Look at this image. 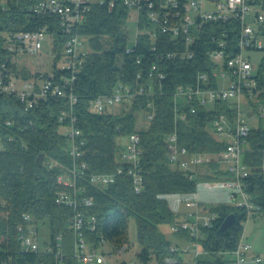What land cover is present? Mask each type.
Masks as SVG:
<instances>
[{
	"label": "trees",
	"instance_id": "1",
	"mask_svg": "<svg viewBox=\"0 0 264 264\" xmlns=\"http://www.w3.org/2000/svg\"><path fill=\"white\" fill-rule=\"evenodd\" d=\"M39 1L42 0H0V32L5 36L0 40V62L7 63L13 70L14 78L22 75L28 79L30 76L17 71L14 65L6 61L3 44L10 35L34 32L45 27L51 54L54 55L52 71L57 78L61 75L68 77V72L55 67L67 37L59 28L57 17H39L30 12L31 7ZM255 3L263 12L264 0H255ZM129 14L120 0H106L102 6L92 3L85 21L75 31L88 40L85 64L73 85L78 98L73 109L75 128L80 130L85 141L81 149L88 173H115L121 165L119 140L138 133L144 178L143 191L138 195L133 193L130 180L123 175L104 188L85 180L77 183L85 188L86 195L93 200L94 207L89 214L97 219L95 232L87 233L86 238L96 250L104 245H109L115 253L123 247L128 250V225L132 220L139 245L136 256L141 263L148 264L154 257L157 264H165L166 259L174 264H182L179 251L160 231L161 226H170L176 220L166 197L191 196L196 192L198 181L215 180L230 174L220 165L209 164L197 167L194 180H187L183 172L169 164L166 138L176 130L179 145L189 153L223 152L225 144L211 135L210 127L215 116L226 111L227 105L217 104L210 110L199 109L196 114L188 113L184 120L175 124L173 94L179 87L192 84L198 71H208L206 47H200L191 60H169L167 53L174 49L168 37L156 34L155 39H151V34L157 31L142 16L136 24V44L128 47L129 35L123 30ZM221 30L226 31L228 36L225 39L233 46L237 40L238 24L232 22L206 27L209 34H217L216 31ZM207 40L203 35L202 41ZM152 46L156 50H152ZM130 48L131 51L127 52ZM137 60H140L139 64ZM151 67H155V75L165 74L160 88L154 83L150 92L135 99L120 114L93 115L89 112V104L94 98L110 94L118 82L134 84L136 73L147 72ZM263 68L260 67L256 75L260 86H264ZM149 102L154 106L153 120L145 129H139L138 116L148 111L146 105ZM67 110L65 100L49 99L25 111L14 96L0 95V202L5 204L8 212L7 220L0 225V264L4 261L8 264L55 263L53 258L42 253L24 254L19 250L16 227L21 223L22 213L31 214L42 228L46 227L51 240L62 234V251L70 257L73 235L67 228V220L71 210L56 207L53 203L55 196L62 191L56 179L63 173L62 167L71 165L70 138L63 134L69 122L58 120L60 113ZM8 138L11 140L8 141ZM262 148L264 129L257 128L252 131L249 149L244 157L248 176L243 179V188L250 201L260 207L253 218L264 219ZM40 159L53 161L57 165L48 170L39 162ZM214 211L216 216L211 226L201 227L198 238L208 259L200 258L197 264H230L229 255L236 249L243 233L242 223L247 219L244 209L219 205ZM230 215L234 216L233 224L222 231L221 226ZM64 264L78 263L69 258Z\"/></svg>",
	"mask_w": 264,
	"mask_h": 264
},
{
	"label": "built area",
	"instance_id": "2",
	"mask_svg": "<svg viewBox=\"0 0 264 264\" xmlns=\"http://www.w3.org/2000/svg\"><path fill=\"white\" fill-rule=\"evenodd\" d=\"M105 2L106 0H42L30 9L35 16L57 17L59 28L67 38L55 67L68 72L70 76L61 75L57 78L54 71L35 73L24 79L18 87V80L13 76V70L6 62H0V95L14 96L25 111L49 99L65 100L68 104V110L62 111L58 120L69 122L63 134L70 138L71 165L62 167L63 173L56 179V184L62 191L58 192L53 203L56 207L71 210L67 220V228L73 235L70 257L62 251V234L56 235L52 240L48 234L47 241L40 244L43 226L39 225L31 214L22 213L21 223L16 227L19 250L22 253H42L53 258L54 264H64L69 258L78 264H106L104 255L99 249H93L86 238L87 233L95 232L97 219L95 215L89 214L94 202L86 195L85 188L77 185L79 181L85 180L91 185L104 188L114 184L117 177L123 175L130 180L134 194H140L144 188L141 140L138 133L125 137L127 139L125 145L120 144L119 140L121 165L115 173H88L84 151L81 149L85 146V141L81 137L80 130L75 128L76 118L73 109L78 98L74 93L73 85L76 75L85 64L88 53L87 38L79 36L75 31L85 21L92 3L102 6ZM120 2L130 12L128 21H134L130 16L134 12L136 24L142 16L155 27L157 32L151 34V39H155L156 34L168 37L174 50L167 53V59L188 61L195 58L200 47H206L208 71H198L192 84L179 87L173 94L174 123L184 120L188 113L196 114L199 109L210 110L217 104H226V111L215 116L210 127L211 135L218 142L225 144V150L218 154L189 153L185 147L179 145L177 132L174 130L166 138L168 161L173 168L183 172L189 181L194 180L197 167L209 164L222 167L225 165L226 171L232 178L230 196L233 200L232 206L246 211L245 222H247L260 211V207L254 205L244 192L243 179L248 176L244 157L249 149V138L254 129H264V86H260L255 67L244 52H264V14L255 0H184L182 2L120 0ZM212 6L214 9H211ZM232 22L238 24L237 40L233 46L225 39L228 36L225 30L216 31L217 34L213 32L209 34L210 32L206 31L207 26L226 25ZM47 34V29L42 27L38 31L8 36L3 44L6 61L14 65L12 56L20 53L37 56L43 48L44 41L48 39L50 42ZM203 35L207 37V41H202ZM2 38L5 36L0 32V40ZM136 40L137 35L132 44L135 45ZM151 49L156 50V47L152 46ZM137 63L139 64L140 60H137ZM153 70L155 67H151L147 72L138 71L134 84L118 82L110 94L100 95L90 102L89 112L93 115L116 114L109 110L129 108L135 99L150 92L154 83L160 88V82L165 79V74L155 75ZM146 108L148 111L144 113L142 123L148 127L154 117L153 103H147ZM248 117H256L259 121L258 126L251 127ZM6 124L10 125V122ZM10 140L8 138V141ZM261 155L264 181V148L261 150ZM41 163L48 170L57 165L50 160H42ZM185 208L183 219L178 224H174L171 231L187 235L189 247L193 251L191 264H197L204 254L198 242L200 228L210 227L216 215L214 208H208L194 199L186 202ZM7 218L5 204L0 202V225ZM245 222L242 223L243 233L237 247L229 255L230 264H262L261 256L255 253L252 244L246 241ZM175 248L179 253L181 252L177 246ZM126 251V247H123L117 253L124 254ZM1 264L8 263L4 261ZM165 264H174V262L166 259Z\"/></svg>",
	"mask_w": 264,
	"mask_h": 264
},
{
	"label": "rangeland",
	"instance_id": "3",
	"mask_svg": "<svg viewBox=\"0 0 264 264\" xmlns=\"http://www.w3.org/2000/svg\"><path fill=\"white\" fill-rule=\"evenodd\" d=\"M211 9H214V7L212 6ZM262 13L264 14V11ZM130 16L131 19H134V21H127L123 30L129 35V45L134 42V39L138 33L135 21V13H131ZM51 52L50 42L48 39H46L44 41L43 48L37 56L20 53L12 56V62L17 71H23L28 77L35 73H49L54 69V59ZM244 54L245 56H249L252 65L255 67V73L260 70V67H264V52L245 51ZM24 79L25 78L20 75V78L17 79L18 87ZM123 108L124 107L111 109L109 110V112L120 114L123 110H126V108ZM142 118V115L138 116L137 128L139 129L146 128V126L142 123ZM248 121L251 127L258 126L259 121L256 119V117H248ZM63 131L65 132L66 130ZM126 142L127 139L125 137L120 139V144L125 145ZM222 168L226 170L225 165ZM202 173L205 174L207 172L202 171ZM231 182L232 178L230 175L221 176L215 180L210 181L201 180L197 182L196 192L191 196L170 195L166 197L169 207L173 211L176 220L170 226H161L160 231L162 232L166 240L180 249V257L183 264H191L193 251L189 247L190 244L187 239V235L185 236L182 233H173L171 231V227L174 224H178L180 220L183 219V216L186 212L185 203L190 199H194L202 203L203 205H206L208 208H215L219 205L232 206L233 200L230 197L232 193ZM41 231H43V237L40 239V244H42L44 241H47L48 237V230L46 227H44ZM244 235L246 241L252 244L254 252L258 253L261 256L262 264H264V219L252 218L245 222ZM128 237V250L124 254L113 252L109 245H104L99 248V252H101L105 257L106 264H143L136 256V253L139 251V245L136 238V226L132 220H130L128 225ZM200 258L208 259V256L203 254ZM148 264H157L155 258L153 257Z\"/></svg>",
	"mask_w": 264,
	"mask_h": 264
},
{
	"label": "water",
	"instance_id": "4",
	"mask_svg": "<svg viewBox=\"0 0 264 264\" xmlns=\"http://www.w3.org/2000/svg\"><path fill=\"white\" fill-rule=\"evenodd\" d=\"M42 159L39 160V162L41 163ZM234 221V216L230 215L228 216L225 221L223 222L222 226H221V230L224 231L226 230L228 227H230L233 224Z\"/></svg>",
	"mask_w": 264,
	"mask_h": 264
},
{
	"label": "crops",
	"instance_id": "5",
	"mask_svg": "<svg viewBox=\"0 0 264 264\" xmlns=\"http://www.w3.org/2000/svg\"><path fill=\"white\" fill-rule=\"evenodd\" d=\"M182 217V216H181ZM256 253V252H255ZM258 254V253H257Z\"/></svg>",
	"mask_w": 264,
	"mask_h": 264
}]
</instances>
